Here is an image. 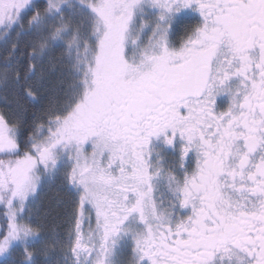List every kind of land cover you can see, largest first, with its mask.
Instances as JSON below:
<instances>
[{
    "label": "snow or ice",
    "instance_id": "obj_1",
    "mask_svg": "<svg viewBox=\"0 0 264 264\" xmlns=\"http://www.w3.org/2000/svg\"><path fill=\"white\" fill-rule=\"evenodd\" d=\"M0 264H264V0H0Z\"/></svg>",
    "mask_w": 264,
    "mask_h": 264
}]
</instances>
